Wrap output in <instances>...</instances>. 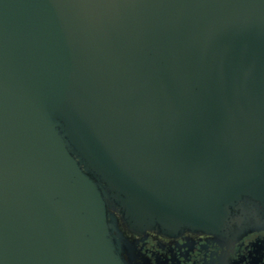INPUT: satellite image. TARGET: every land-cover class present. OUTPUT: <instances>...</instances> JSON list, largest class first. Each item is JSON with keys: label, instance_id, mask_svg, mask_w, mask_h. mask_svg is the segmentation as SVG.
I'll return each mask as SVG.
<instances>
[{"label": "water", "instance_id": "obj_1", "mask_svg": "<svg viewBox=\"0 0 264 264\" xmlns=\"http://www.w3.org/2000/svg\"><path fill=\"white\" fill-rule=\"evenodd\" d=\"M264 199V0H0V264H126Z\"/></svg>", "mask_w": 264, "mask_h": 264}, {"label": "flooded vegetation", "instance_id": "obj_2", "mask_svg": "<svg viewBox=\"0 0 264 264\" xmlns=\"http://www.w3.org/2000/svg\"><path fill=\"white\" fill-rule=\"evenodd\" d=\"M126 264H264V199L242 197L213 232L155 226L131 233L115 213Z\"/></svg>", "mask_w": 264, "mask_h": 264}]
</instances>
